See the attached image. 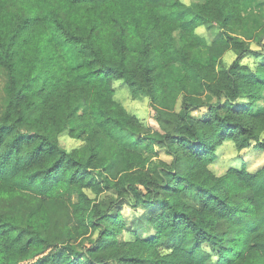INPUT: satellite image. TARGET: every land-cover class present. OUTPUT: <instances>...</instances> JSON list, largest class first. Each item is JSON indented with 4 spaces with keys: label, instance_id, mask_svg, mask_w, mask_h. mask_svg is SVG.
<instances>
[{
    "label": "trees",
    "instance_id": "trees-1",
    "mask_svg": "<svg viewBox=\"0 0 264 264\" xmlns=\"http://www.w3.org/2000/svg\"><path fill=\"white\" fill-rule=\"evenodd\" d=\"M248 1L202 0L187 10L163 0H0V264H264V164L251 171L235 158L223 173L210 168L226 140L237 149L253 141L264 152V109L252 111L264 95V51L242 36ZM201 24L217 25L222 35L210 39L197 31ZM254 29L264 36V22ZM213 44L234 47L228 66L217 67ZM201 48L209 57L197 55ZM248 56L254 66L243 62ZM176 62L195 72L204 90L189 91ZM60 82L86 93L79 126L102 132L98 155H76L56 138L45 106ZM121 85L153 102L163 132L148 131L121 105ZM200 108L207 114L194 117ZM156 142L172 159L144 170L143 155ZM117 157L123 169L112 180L107 164ZM107 188L117 193L113 204L158 205L148 218L155 233L135 240L167 252H111L122 228L114 205L87 210L86 189ZM74 217L95 231L90 242L70 241Z\"/></svg>",
    "mask_w": 264,
    "mask_h": 264
},
{
    "label": "rangeland",
    "instance_id": "rangeland-1",
    "mask_svg": "<svg viewBox=\"0 0 264 264\" xmlns=\"http://www.w3.org/2000/svg\"><path fill=\"white\" fill-rule=\"evenodd\" d=\"M166 2H171L172 5L177 4L182 7H187V10L192 8V3L200 2L202 0H163ZM176 12L179 14L176 6ZM188 13V11L182 14ZM181 14V13H180ZM245 14V24L242 36L247 38L249 46L264 51V36L257 35V31L254 28L258 27L264 22V0H250L244 8ZM178 15L174 18L175 21L178 20ZM197 31L205 34L210 39H214L222 35V29L217 25L211 24H201L197 27ZM174 35L178 37V32L175 31ZM252 35H254L252 37ZM257 37V38H255ZM179 40H177L178 42ZM197 55L199 57L206 58L207 50L205 48L197 49ZM216 62L217 67L228 66L236 56V51L231 44H213L210 48L209 54ZM209 57V56H208ZM254 58L248 56L243 58V62L250 66H254ZM71 62L74 63V58H70ZM172 67L177 74H187L189 91L194 89L204 90L201 84L200 78L192 70H186L184 66L178 62L173 63ZM5 83H6V71L0 68V108L3 106L5 97ZM122 83L121 80H116L113 85ZM86 93L83 91L82 87L78 84L72 82H60L55 86L50 87V93L46 99V118L52 123L54 128V133L59 143L66 149L72 150L74 154L82 157H90L98 155L95 152V145L100 141L104 142L103 134L100 130H82L79 126L81 123V114L84 110V98ZM116 98L120 100L121 105L129 112L135 114L139 119L138 121L145 123L148 131L159 130L163 132V129L159 126L155 116L156 110L152 106V101L144 96L140 95L136 98L131 96L129 89L121 85L117 87L115 91ZM185 95L184 91H181L175 100L174 110L178 111L180 108L181 101ZM206 92L203 93V97L206 98ZM187 96V95H186ZM212 100V98H210ZM264 109V95H262L256 104L252 107V111H262ZM192 115L196 118L204 117L207 112L205 109H193L191 111ZM259 137H264V127L260 129ZM120 141H124L123 137H118ZM125 143V142H124ZM132 147V145H128ZM216 161L210 165L217 174L223 173L225 171L226 165L230 163H235V158H242L248 170H255L264 164V152L254 145L251 141L247 147L242 149H237L231 140L223 141L218 146ZM145 167L149 171L151 169L152 161L161 160L164 162H169L172 159L170 154H167L166 149L156 142L154 144L153 150L143 155ZM97 161V160H96ZM98 162V161H97ZM106 161L104 160V163ZM123 169V161L120 157L115 158L113 161H108L107 164V175L112 180H117ZM87 194L91 198L90 208L92 211L97 213H102L106 211L109 205H114L111 213H118L120 219L122 220V228L115 233V239L117 242L110 248L111 252H117L124 255H150L155 253L161 255L168 251V249L163 244H156L154 247L150 248L146 245L137 243L135 237L146 238L152 236L155 233L154 226L149 222V216L153 213V209L157 208L158 205H130L125 200L119 203H114L116 198V191L114 188L103 189L99 192L86 189ZM77 210V209H76ZM74 212V209H71ZM79 214L85 215V211L81 209L78 211ZM72 223L78 228L74 237L70 239L74 243H86L90 242L95 235L91 226H79L80 223L75 222V217L72 219ZM114 254V253H112ZM25 264V261L19 263ZM113 264V263H111ZM116 264V263H115ZM141 264H146L145 262Z\"/></svg>",
    "mask_w": 264,
    "mask_h": 264
}]
</instances>
